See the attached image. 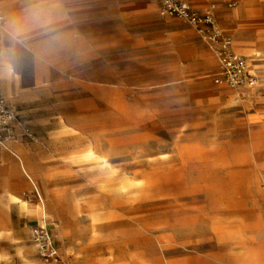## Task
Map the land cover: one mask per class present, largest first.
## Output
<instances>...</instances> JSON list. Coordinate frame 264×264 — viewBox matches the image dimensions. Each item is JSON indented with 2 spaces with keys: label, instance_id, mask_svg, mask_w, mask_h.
Segmentation results:
<instances>
[{
  "label": "rangeland",
  "instance_id": "obj_1",
  "mask_svg": "<svg viewBox=\"0 0 264 264\" xmlns=\"http://www.w3.org/2000/svg\"><path fill=\"white\" fill-rule=\"evenodd\" d=\"M188 1L214 4L259 78L255 90L214 85L208 45L183 20L159 17L151 0H42L65 19L29 23L17 38L7 23L35 0H0V54L20 48L24 87L31 46L43 53L35 86L54 106H26L33 139L14 144L29 155L62 257L41 260L32 240L40 217L4 198L0 264H264V0ZM61 115L96 157L84 159V145L58 133ZM6 156L0 164L13 161ZM4 173L1 192L40 204L27 179ZM51 193L63 195L64 210Z\"/></svg>",
  "mask_w": 264,
  "mask_h": 264
},
{
  "label": "built area",
  "instance_id": "obj_2",
  "mask_svg": "<svg viewBox=\"0 0 264 264\" xmlns=\"http://www.w3.org/2000/svg\"><path fill=\"white\" fill-rule=\"evenodd\" d=\"M158 7L160 17H175L193 27L199 37L208 45L216 60V71L212 75L214 84L233 91L250 93L257 88L259 78L250 66L248 58L237 53L232 37L224 32L215 20V6L210 4L204 11L194 9L185 0H152ZM234 3H229L233 7ZM3 17L0 15V25ZM30 136L22 126L17 111L0 91V148L18 137L17 130ZM39 256L44 263H59L61 257L54 244L51 231L46 224H39L32 234Z\"/></svg>",
  "mask_w": 264,
  "mask_h": 264
},
{
  "label": "crops",
  "instance_id": "obj_3",
  "mask_svg": "<svg viewBox=\"0 0 264 264\" xmlns=\"http://www.w3.org/2000/svg\"><path fill=\"white\" fill-rule=\"evenodd\" d=\"M185 1L188 2L194 9H196L197 11H200V12L204 11L211 4V3H209L205 8H202V9L200 8L199 9V8H195L194 3H192V2H190L188 0H185ZM152 2H154V1H152ZM42 8H43V14L42 15H44L46 19H43L41 22L37 23L36 24L37 27L38 26H42V25H49L50 28H52L53 25H57V24L61 23V21H63L65 19L64 16H62V15L56 16V17H54V16L50 17L51 13L47 12L46 8H44V7H42ZM24 12H25V8L24 7H20L16 11V13L19 15V17H22L24 15ZM157 13H158V7H157ZM158 16H159V14H158ZM3 28L4 27L1 25L0 29H3ZM233 47H234V50H235L234 41H233ZM31 48H32V51L34 53L32 55V64H33V67H34V73H32V77H31L32 85L30 87H24L22 85V81L24 79L23 73H21V76L20 75L18 76V74L16 73V70H19L20 72H22V70H23L20 62L18 61V57L20 55V48L16 47V45L13 43L12 45H10L8 47L7 50H5L3 52V54L2 53L0 54V90L2 91L3 96L9 102V104L17 111V113L19 115V118L21 117L20 120H21L22 126L27 128L28 129V133L30 134V136L23 135L22 131L20 129H18L17 130L18 137L15 140H12V141L8 142L5 145L4 148H0V157L1 156H5V158H7L6 154L10 155L11 157L14 156L13 153L10 151V149H12L14 147V149H20L22 151V153L24 154L26 160H27V156L29 158V155H28L27 151H26V154H27L26 155L24 150L21 147H19V146L14 144L16 141L19 140V138L20 139L21 138L33 139V133H32V130H31L29 122L28 121L26 122V121L22 120L24 117L31 116V114L28 113L29 110H27L25 108H26V106H54V105H52L50 103L51 93L48 91V89H46L44 92H40L41 90H39L37 88V86H35V83L40 79L39 74L37 73V71L41 70L44 67L43 64H42L43 62L38 58V55H41L43 53L41 51H39V49L37 48V45H35L33 47L31 46ZM31 48H30V50H31ZM24 53L25 52H23V54ZM237 53H239V52H237ZM239 54H241V55L245 56L246 58H248L246 55H244L242 53H239ZM214 60H215V58H214ZM214 85H216V84H214ZM216 86H219V85H216ZM224 88H226V87H224ZM226 89H228V88H226ZM61 124H66V125H68L70 127H75V126L71 125L69 123V121L63 115H61L59 117V120L57 121V124H56L55 128L57 129V127H59ZM56 135H58V134H52V136H51L52 139H55ZM24 149L27 150V148H25V147H24ZM72 154H75V153L72 152L71 155ZM7 159H9V158H7ZM12 162L9 160L7 164L12 163ZM13 163H15V162H13ZM25 165L26 166L29 165L27 163V161L25 162ZM31 165H32V163H31ZM16 166H17V164H16ZM29 167H30L29 172L32 175L31 166L29 165ZM32 167H33V165H32ZM0 168H1V166H0ZM17 170L19 172L20 177L23 178V181H24V179H26V178L21 173V171L24 173V170L22 169V166H21L20 162H19V164L17 166ZM26 177L30 181V179L28 178L27 175H26ZM1 181L3 183H7L9 185V178H7V175L3 171H1V169H0V182ZM24 185H25V181H24ZM34 190L36 191V193L38 194V197H39L40 195L37 192V190L35 188H34ZM53 195H60V194L59 193H51V194H49L50 200H51V196H53ZM39 199H40L39 202L43 204V200L41 199V197H39ZM43 221L46 224V218L43 219ZM40 222H41V218H40L39 223ZM54 244H55V242H54ZM55 246H56V244H55ZM57 249H58V247H57ZM58 252L60 254L59 249H58ZM60 257H61V254H60ZM61 260H62V257H61Z\"/></svg>",
  "mask_w": 264,
  "mask_h": 264
},
{
  "label": "bare ground",
  "instance_id": "obj_4",
  "mask_svg": "<svg viewBox=\"0 0 264 264\" xmlns=\"http://www.w3.org/2000/svg\"><path fill=\"white\" fill-rule=\"evenodd\" d=\"M247 49V48H246ZM59 134H69L71 136V140L76 145L83 144V151H84V159H91L96 157V151L94 150V145L91 142V140L88 137L83 136V132H81L80 126L70 127L66 124H61L59 127H57ZM10 151L13 153L14 156H12V159L15 163H9V164H1V171L8 172L12 177L14 178H20L19 172L17 170V166L19 162L21 163L22 169L24 170V173L28 176L30 181L27 179L26 175L21 171L23 176L30 182L33 189L35 188L37 192L39 193L38 185L34 181L31 173L29 172L30 167L29 165L26 166V158L24 154L20 151V149H10ZM98 160V159H97ZM92 161V160H91ZM90 162V161H89ZM17 164V166H16ZM20 166V165H19ZM35 172V171H34ZM6 199L9 205L16 206L19 212H28L31 214L38 215L41 218L40 224H45L43 219L46 218L47 212L45 210L44 204L40 203L38 205H30L23 201H19V199L15 196H13L9 192H1L0 191V200ZM42 201V200H41ZM54 202L57 206L58 211H62L65 208L66 205V199L63 197V195H54Z\"/></svg>",
  "mask_w": 264,
  "mask_h": 264
},
{
  "label": "clouds",
  "instance_id": "obj_5",
  "mask_svg": "<svg viewBox=\"0 0 264 264\" xmlns=\"http://www.w3.org/2000/svg\"><path fill=\"white\" fill-rule=\"evenodd\" d=\"M42 0H35L25 9L22 17H14L7 23V29L13 38L23 36L28 31L29 23L36 24L43 14Z\"/></svg>",
  "mask_w": 264,
  "mask_h": 264
}]
</instances>
